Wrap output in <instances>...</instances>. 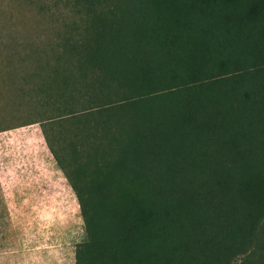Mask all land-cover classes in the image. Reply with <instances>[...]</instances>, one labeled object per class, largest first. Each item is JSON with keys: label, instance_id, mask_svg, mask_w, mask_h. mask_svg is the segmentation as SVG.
I'll use <instances>...</instances> for the list:
<instances>
[{"label": "trees", "instance_id": "16d2710c", "mask_svg": "<svg viewBox=\"0 0 264 264\" xmlns=\"http://www.w3.org/2000/svg\"><path fill=\"white\" fill-rule=\"evenodd\" d=\"M85 2L103 11L51 87L100 101L74 118L89 150L42 128L80 207L75 264H233L264 222V0Z\"/></svg>", "mask_w": 264, "mask_h": 264}, {"label": "rangeland", "instance_id": "374dc122", "mask_svg": "<svg viewBox=\"0 0 264 264\" xmlns=\"http://www.w3.org/2000/svg\"><path fill=\"white\" fill-rule=\"evenodd\" d=\"M102 9L90 12L85 0H0V136L12 131L9 144L0 145V264H75L83 220L45 133L63 156H70L72 142L89 150L74 118L94 114L100 101H90L84 90L64 97L51 86L61 42L83 33L90 15ZM20 175L44 181L34 182L28 193L12 190L21 184L5 178ZM233 264H264V222L252 250Z\"/></svg>", "mask_w": 264, "mask_h": 264}, {"label": "crops", "instance_id": "0c3cea01", "mask_svg": "<svg viewBox=\"0 0 264 264\" xmlns=\"http://www.w3.org/2000/svg\"><path fill=\"white\" fill-rule=\"evenodd\" d=\"M31 126L29 125L28 127H31ZM8 133H12V131H8V132L4 131L3 134L0 136V143H1L0 145L2 146L4 144L3 147L6 146V144H9V142H10L9 140L11 137ZM34 135L36 136V139H37L36 141H38V146L40 148H42V145H41L42 140H41L40 136L37 134H34ZM36 181L43 183L44 179L41 177L35 176V175L34 176H32V175H27V176L20 175V176L16 177V179L5 178V182H9L11 184L12 183H20L21 184V186L19 188L16 189V187H17L16 186L15 188H12V190L15 189L16 191H21V192H26V193L30 192V190L33 189V183Z\"/></svg>", "mask_w": 264, "mask_h": 264}]
</instances>
